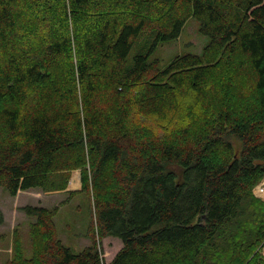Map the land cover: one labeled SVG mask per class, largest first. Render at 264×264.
<instances>
[{
  "label": "trees",
  "instance_id": "16d2710c",
  "mask_svg": "<svg viewBox=\"0 0 264 264\" xmlns=\"http://www.w3.org/2000/svg\"><path fill=\"white\" fill-rule=\"evenodd\" d=\"M190 18L201 54L133 53ZM75 170L91 246L27 206L33 254L5 264H107L110 237L109 264H264V0H0V185L66 191Z\"/></svg>",
  "mask_w": 264,
  "mask_h": 264
},
{
  "label": "rangeland",
  "instance_id": "374dc122",
  "mask_svg": "<svg viewBox=\"0 0 264 264\" xmlns=\"http://www.w3.org/2000/svg\"><path fill=\"white\" fill-rule=\"evenodd\" d=\"M210 38L200 33L199 23L190 18L186 22L180 37L168 42H155L154 38L141 39L134 46V54H147L149 59H158L161 64L167 65L173 58L185 54H201L204 47L208 45ZM146 124L154 128L156 133L161 131L158 125L159 119L151 117ZM151 126V127H152ZM69 187L66 191L45 193L39 189L21 191L16 197L10 196L0 185V212L3 214V222L0 225V264H5L13 259L18 247L16 241L22 243V250L26 257L33 254L30 225L35 222L29 217L24 208L27 206L45 207L57 209L55 216V226L58 238L63 244L75 252H81L86 247L91 246V221L93 210L88 194L77 193L71 196V192H80L82 188L81 171L75 170L71 174ZM77 181V182H76ZM80 181V190L73 188ZM264 183V179L262 181ZM73 184H75L73 186ZM264 186V184H263ZM65 192V195L61 194ZM256 197L264 202V193L257 194ZM261 196L262 198H259ZM122 248L121 240L117 238H107L102 243L104 260L109 264L118 251ZM264 255V249H263Z\"/></svg>",
  "mask_w": 264,
  "mask_h": 264
},
{
  "label": "built area",
  "instance_id": "2783aa9c",
  "mask_svg": "<svg viewBox=\"0 0 264 264\" xmlns=\"http://www.w3.org/2000/svg\"><path fill=\"white\" fill-rule=\"evenodd\" d=\"M264 183H262V181L256 186L255 190H257V194H262L264 193ZM254 190V191H255ZM259 197V196H258ZM259 198H262L261 196Z\"/></svg>",
  "mask_w": 264,
  "mask_h": 264
},
{
  "label": "crops",
  "instance_id": "0c3cea01",
  "mask_svg": "<svg viewBox=\"0 0 264 264\" xmlns=\"http://www.w3.org/2000/svg\"><path fill=\"white\" fill-rule=\"evenodd\" d=\"M76 182H77V181H76ZM75 184H77V185L73 188V190H80V188H81V183H80V181H78V183H75ZM75 184H73V186H74ZM61 194L65 195V192H61ZM30 206H31V205H30Z\"/></svg>",
  "mask_w": 264,
  "mask_h": 264
}]
</instances>
